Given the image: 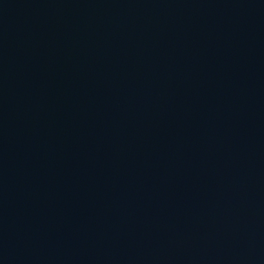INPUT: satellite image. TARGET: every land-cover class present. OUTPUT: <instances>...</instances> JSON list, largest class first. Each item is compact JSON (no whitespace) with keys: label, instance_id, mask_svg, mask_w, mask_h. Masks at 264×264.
<instances>
[{"label":"water","instance_id":"water-1","mask_svg":"<svg viewBox=\"0 0 264 264\" xmlns=\"http://www.w3.org/2000/svg\"><path fill=\"white\" fill-rule=\"evenodd\" d=\"M0 264H264V0H0Z\"/></svg>","mask_w":264,"mask_h":264}]
</instances>
